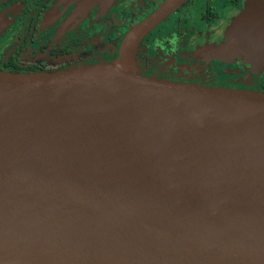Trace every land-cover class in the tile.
<instances>
[{"label": "water", "instance_id": "1", "mask_svg": "<svg viewBox=\"0 0 264 264\" xmlns=\"http://www.w3.org/2000/svg\"><path fill=\"white\" fill-rule=\"evenodd\" d=\"M0 71V264H264V92L148 76L137 51ZM217 51L264 65V0Z\"/></svg>", "mask_w": 264, "mask_h": 264}, {"label": "flooded vegetation", "instance_id": "2", "mask_svg": "<svg viewBox=\"0 0 264 264\" xmlns=\"http://www.w3.org/2000/svg\"><path fill=\"white\" fill-rule=\"evenodd\" d=\"M147 1L0 0V71H58L115 60L121 40L139 23L133 13ZM251 1L185 0L142 40L141 73L264 92V65L217 51L234 42L229 25Z\"/></svg>", "mask_w": 264, "mask_h": 264}, {"label": "rangeland", "instance_id": "3", "mask_svg": "<svg viewBox=\"0 0 264 264\" xmlns=\"http://www.w3.org/2000/svg\"><path fill=\"white\" fill-rule=\"evenodd\" d=\"M159 0H154L153 2H152V4H150L149 3V0L146 2L147 4H145V5H143V7H141V9L139 10V12H137V13H133V16H135L137 19H139L138 21L140 22V21H142V20H144L148 15H150L154 10H156L157 8H158V4H157V2H158ZM193 1V0H192ZM160 2H162V1H160ZM159 2V3H160ZM188 5V3H186L185 5H183V7H186ZM147 7V9L144 11V9H145V7ZM195 16H197L196 17V19H198L199 18V15H198V13L197 14H195ZM130 29V28H129ZM124 40H125V38H123L121 41H122V44H123V42H124ZM112 61V60H111Z\"/></svg>", "mask_w": 264, "mask_h": 264}, {"label": "trees", "instance_id": "4", "mask_svg": "<svg viewBox=\"0 0 264 264\" xmlns=\"http://www.w3.org/2000/svg\"><path fill=\"white\" fill-rule=\"evenodd\" d=\"M93 64H95V63H93ZM88 65H91V64H88ZM72 68V67H71ZM66 69H69V68H66Z\"/></svg>", "mask_w": 264, "mask_h": 264}]
</instances>
